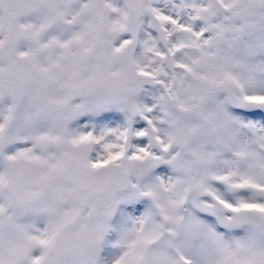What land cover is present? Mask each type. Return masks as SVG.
I'll use <instances>...</instances> for the list:
<instances>
[{"label": "snow or ice", "instance_id": "obj_1", "mask_svg": "<svg viewBox=\"0 0 264 264\" xmlns=\"http://www.w3.org/2000/svg\"><path fill=\"white\" fill-rule=\"evenodd\" d=\"M0 264H264V0H0Z\"/></svg>", "mask_w": 264, "mask_h": 264}]
</instances>
